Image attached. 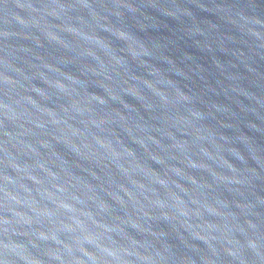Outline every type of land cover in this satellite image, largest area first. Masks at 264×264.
Masks as SVG:
<instances>
[{"label":"water","instance_id":"1","mask_svg":"<svg viewBox=\"0 0 264 264\" xmlns=\"http://www.w3.org/2000/svg\"><path fill=\"white\" fill-rule=\"evenodd\" d=\"M0 264H264V0H0Z\"/></svg>","mask_w":264,"mask_h":264}]
</instances>
